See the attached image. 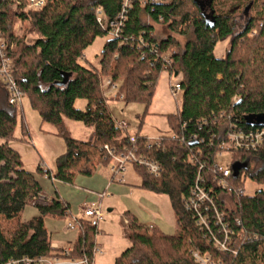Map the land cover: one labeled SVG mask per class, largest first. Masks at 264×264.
Masks as SVG:
<instances>
[{
  "label": "trees",
  "instance_id": "16d2710c",
  "mask_svg": "<svg viewBox=\"0 0 264 264\" xmlns=\"http://www.w3.org/2000/svg\"><path fill=\"white\" fill-rule=\"evenodd\" d=\"M46 1L42 9L28 10L29 0H0V32L18 86L41 118V130L51 127L65 140L66 152L57 157L55 171L38 166L33 174L23 166L11 146L20 105L9 104L0 81V264L61 256V250L52 248L45 219L74 216L70 203L59 195L41 203V179L75 186L78 177H91L99 168L109 167L105 147H121L119 137L126 145L128 141L111 114L103 85L121 83L123 98L117 95L115 100L148 108L165 72L177 75L182 87L180 110L167 116L171 134L161 137L158 146L136 135L138 154L159 163L162 173L153 176L145 168L133 169L142 177V189L169 197L176 232L168 235L147 227L125 212V234L131 245L115 264H198L196 252L209 254L220 264H264V142L249 153L233 154L232 170L238 178L229 182L234 193L210 185L227 234L213 222L210 230L200 228L185 210L201 164L214 163L227 133L261 127L254 118L264 115V3L232 0L225 8L226 0H220L221 7L217 0H158L144 6L141 0H132L120 38H108L98 65H93L84 52L96 39L108 37L96 21V8L102 7L105 17L114 20L124 0ZM250 5L245 30L247 22L240 25L238 19ZM16 20L21 34L16 33ZM156 25L166 30L163 36L156 34ZM256 27L257 37L249 40ZM226 41L230 44L226 54L217 58V44ZM167 55L170 63L163 58ZM79 101L84 102L82 109L77 107ZM69 122L91 128L89 138H73ZM193 135L201 141L192 142ZM201 174L208 179V169ZM247 177L260 188L252 196L239 194ZM30 203L39 215L25 220ZM74 225L77 238L67 245L69 256L93 264L98 224L74 218ZM212 235L225 240L226 250L214 244Z\"/></svg>",
  "mask_w": 264,
  "mask_h": 264
},
{
  "label": "rangeland",
  "instance_id": "374dc122",
  "mask_svg": "<svg viewBox=\"0 0 264 264\" xmlns=\"http://www.w3.org/2000/svg\"><path fill=\"white\" fill-rule=\"evenodd\" d=\"M200 1L204 2L205 0ZM242 1L243 0H237V2ZM257 1L260 5L264 3V0ZM233 2L234 1L232 0H226L225 8H228ZM216 3H219L216 6L221 7L222 2L220 0H217ZM206 11L207 13H210L209 7H206ZM16 22V33L21 34L19 29L21 24L17 20ZM238 22L240 25H244L246 22V16L241 15ZM239 28L241 31V26ZM155 30L158 36H163L166 31L159 25L155 26ZM258 33L259 29H257V27L254 28L248 34V39L254 40ZM108 38L109 37L96 39L93 45L84 52L89 63L98 65L99 60L101 59L102 48ZM177 39L181 41V38L177 37ZM229 45V41L219 42L215 49V56L217 58L223 57L226 54ZM178 81V77L170 76L167 72L163 73L153 92L148 108L141 103L126 105L123 101L115 100L113 98L115 95L113 92L105 91V96L108 99L107 103L114 120L116 122H125L128 124V132L130 134L147 137L149 141L160 140L161 137L170 135L171 127L167 116L169 114H177L181 108L182 95L175 98L171 93V87ZM83 104L84 102L79 101L77 107L82 109ZM18 109L17 126L14 133L15 140L12 141L11 146L19 152L23 166L33 174L36 173V169L40 163L55 170L57 157L66 152L65 140L57 136L54 130L49 126H45V128L41 130V118L38 112L32 108L28 96L22 98V103ZM68 129L73 138L80 140H87L92 133L91 128H87L77 122H69ZM220 162L232 164L234 162L233 154L224 153ZM102 170L109 173L110 168L104 167ZM110 177L112 178L111 172ZM124 182V186L128 185L126 187L132 189V195H117L114 197L107 195L101 203L104 218L101 222L97 223L100 232L96 238L97 246L101 247H98L99 251L95 256L93 264H115V260L121 255V252L130 247L131 243L129 239L124 238L123 236V232H126L124 230V224L126 223L124 214L127 211L134 216H138L137 213H139L144 219L147 218V221L139 220L142 224H144V222H147L148 224L156 218L161 223H166L164 225L165 228H162L166 234L173 235L176 232V219L171 207L170 199L167 195H156L149 190L142 189V177L138 175L135 170H130L125 174ZM41 184L44 193L52 194V196L59 195L62 200L70 201L71 213L74 217L54 220L60 223L63 228L66 227L67 230V225L69 223L73 224L74 218L90 220L93 223H96L93 219H87L84 213H80L81 210L84 211L82 203H74L71 199H68L75 194L80 195V192L75 191V189L79 188L77 183H75V186L61 183L53 185L50 180L42 178ZM259 189V186L253 182L250 177L245 178L244 194L246 196L254 195ZM79 190L83 191L80 188ZM49 191L50 193H48ZM143 199L154 201L155 203L153 204L159 208L158 212L156 213L147 209L142 202ZM41 200H43L41 201L43 204L50 203L48 201L44 202V199ZM99 201L100 199L98 197V200L95 201V203L99 204ZM109 210H112V212H109ZM35 211L34 206H28L23 214V219L32 218L30 212ZM74 233H76L77 236V230H74Z\"/></svg>",
  "mask_w": 264,
  "mask_h": 264
},
{
  "label": "built area",
  "instance_id": "2783aa9c",
  "mask_svg": "<svg viewBox=\"0 0 264 264\" xmlns=\"http://www.w3.org/2000/svg\"><path fill=\"white\" fill-rule=\"evenodd\" d=\"M158 0H141L142 5L147 3H156ZM46 0H29L27 9L28 10H39L45 7ZM132 5V0H124L122 4V10L114 20H108L104 15V9L102 7L96 8L95 16L97 23L101 28L107 32V35L111 39L120 38L123 27L125 26L126 13ZM123 42H120L122 45ZM8 44L5 38L0 32V81L4 84L9 95L10 105H21L24 94L20 90L18 83L14 77V68L12 59L9 57L7 52ZM167 63L168 55L163 57ZM119 84H112L110 81H106L103 85L104 91L113 92L114 97L119 95ZM172 95L177 98L182 95V87L178 81L172 87ZM105 95V92H104ZM113 97V98H114ZM120 99L123 98L119 95ZM106 98V96H105ZM107 99V98H106ZM108 100V99H107ZM118 127L127 134L128 145L123 143L122 137L117 139L118 143H122L121 147L112 149L109 146L105 147L108 156L111 159L110 172L112 179L117 182H124L125 174L133 169L135 166L145 168L151 175L160 176L162 173V167L159 163L152 161L146 157L138 154L137 138L136 135H131L128 132V124L125 122H117ZM192 142H200L201 139L198 135L191 137ZM264 142V126L253 130H237L234 129L227 133L225 138L219 143L220 153L215 158L214 163L211 166L206 165L204 162L201 164L198 176L194 186L191 188L189 195L185 199V210L190 213L200 228L210 230L211 222L214 225H220L225 234H227V228L224 226V215L219 211L215 198L213 196V189L210 185L216 184L218 187L226 191L227 193H234L235 188L230 184L229 180L235 175L232 170V164L220 162L224 153L234 154L235 152H251L257 147L261 146ZM150 146H158L161 141H149ZM192 163H197L195 157H191ZM205 169H208V179L201 174ZM235 178H238L236 176ZM242 181V176L239 177ZM240 195H245L244 190H239ZM105 195H102V197ZM85 217L87 219H93L96 223H99L104 218V213L100 204H92L84 209ZM152 228V227H150ZM67 230H77L74 223L67 225ZM214 244L220 250H226L225 240L220 241L215 235H212ZM55 250H61V256H54L49 258H43L38 260H28L27 264H87L86 260H77L69 256L71 247H58L52 246ZM99 251L98 246L95 250L97 254ZM194 258L198 264H220L212 260L209 254L202 255L199 252L194 254ZM7 264H17L16 262H9Z\"/></svg>",
  "mask_w": 264,
  "mask_h": 264
},
{
  "label": "crops",
  "instance_id": "0c3cea01",
  "mask_svg": "<svg viewBox=\"0 0 264 264\" xmlns=\"http://www.w3.org/2000/svg\"><path fill=\"white\" fill-rule=\"evenodd\" d=\"M179 81H180V79H179ZM131 135H135V134H131ZM38 166H42L43 168L50 169V168H48V166L44 165L43 163H40ZM109 168H110V166H109ZM102 169L103 168H99L98 171L94 175H92L91 177H82V176L78 177L76 180V183H77V185H79L78 187L80 189H82L83 191L79 190V188L75 189L76 192H80V195L75 194L71 198H68V199H71L74 203H76V202L82 203L83 209H85L87 206H90L92 204H96L95 201L98 200V197L100 199L99 204L101 205L104 197H106L107 195L108 196L111 195L112 197L117 196V195H120V196L132 195V189H128L126 187L128 185L124 186L125 182H122V183L121 182H115L110 177V171H109V173H107V172H104ZM55 170H56V168H55ZM55 170L53 169L52 171H55ZM131 170H134V169H131ZM36 171H37V169H36ZM43 179H46V178H43ZM46 180H48V179H46ZM52 183H53V185H55V184H58L59 182L55 181ZM48 193H50V191ZM102 195H105V196L102 197ZM55 197L56 196H52V194L44 193V189H43L41 199H44V201L51 202ZM67 202L70 203L69 200ZM142 202L146 206L147 209H149L153 212H156V213L158 212L159 208L153 204V203H155L154 201H150L148 199H143ZM28 206H33V205L29 204ZM35 210H36L35 212H30V216H32V218L39 215V212L37 211L36 208H35ZM109 212H112V210H109ZM80 213H84V211L81 210ZM137 215L138 216H134V215L133 216L137 219V221L139 223H140V221H147V218L144 219L142 217V215H140L139 213H137ZM32 218L25 219V220H30ZM140 224H142V223H140ZM165 224L166 223H164V222L161 223L160 221H158V219L155 218L154 220H152L148 224H147V222L146 223L144 222L143 225H145L147 227H156L161 231ZM124 225L126 226V223ZM45 226H46L47 230L49 231V233L51 234L52 246L55 245L58 247H65L67 245L72 244L77 238L76 233H74V231H67L66 227L63 228L62 225H60V223L54 221V219L46 218L45 219ZM125 226H124V230H125ZM175 229H176V226H175ZM163 233L166 234L165 231H163ZM125 235L126 234L123 232L124 238H127V236L125 237ZM168 235H170V234H168ZM98 247H101V246H98Z\"/></svg>",
  "mask_w": 264,
  "mask_h": 264
},
{
  "label": "water",
  "instance_id": "95a60500",
  "mask_svg": "<svg viewBox=\"0 0 264 264\" xmlns=\"http://www.w3.org/2000/svg\"><path fill=\"white\" fill-rule=\"evenodd\" d=\"M251 6H252V5L248 6V7L245 9V11H244V14H245V15H247V16L249 15V12H250ZM248 25H249V21H248V23L246 24V28L248 27ZM176 77H177V75H176ZM254 122H255V124L258 125V126H264V115H261V116H257V117H255V118H254ZM235 172H236V175H237L238 171L236 170Z\"/></svg>",
  "mask_w": 264,
  "mask_h": 264
},
{
  "label": "flooded vegetation",
  "instance_id": "af4514ba",
  "mask_svg": "<svg viewBox=\"0 0 264 264\" xmlns=\"http://www.w3.org/2000/svg\"><path fill=\"white\" fill-rule=\"evenodd\" d=\"M242 16H246V22L248 23V18H247V15H245V14H243ZM247 28H246V26H245V30H246ZM244 32V31H243ZM242 32V33H243Z\"/></svg>",
  "mask_w": 264,
  "mask_h": 264
}]
</instances>
